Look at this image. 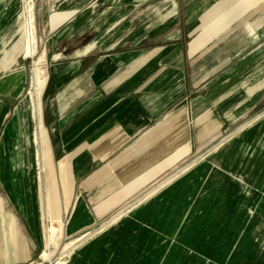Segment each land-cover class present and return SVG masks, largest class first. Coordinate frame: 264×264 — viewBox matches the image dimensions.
<instances>
[{
	"label": "crops",
	"instance_id": "1",
	"mask_svg": "<svg viewBox=\"0 0 264 264\" xmlns=\"http://www.w3.org/2000/svg\"><path fill=\"white\" fill-rule=\"evenodd\" d=\"M34 15V55L0 48V264L36 261L46 193L66 244L80 238L67 264H264V237L248 225L256 213L237 239L217 227L234 211L232 177L264 201V182L251 178L264 161V116L254 121L264 114V0H34ZM42 56L31 119L23 106Z\"/></svg>",
	"mask_w": 264,
	"mask_h": 264
},
{
	"label": "rangeland",
	"instance_id": "2",
	"mask_svg": "<svg viewBox=\"0 0 264 264\" xmlns=\"http://www.w3.org/2000/svg\"><path fill=\"white\" fill-rule=\"evenodd\" d=\"M150 1H152V0H149V2ZM153 1L158 2V1H162V0H153ZM176 1H179V0H176ZM13 12H14V8L11 5V2L7 4L6 2H4V0H0V27L2 25L6 24L7 22H9L11 19L13 20L12 25L9 27V30L10 31L6 32L4 35L2 33L0 34V48L2 50V53H4V55H6V53L11 52L10 56L6 55V58H9V57L12 58L13 56H16V55H18V54H20V53L23 52L22 51V49H23L22 48V46H23L22 45L23 44V27H22L20 21H17L15 19L16 16L13 17ZM247 22H248V26H249L250 32H253L254 29H255V26L253 25L252 20H250L249 18H247ZM13 43L15 45L20 44L19 47H21L22 49H18V46H16V48H14L13 47ZM33 70H34V67H33ZM43 70L46 73L45 67L43 68ZM33 78H34V76H33V72H32V79ZM42 90L43 89L41 88L40 94L42 93ZM34 93H35V91H34V79H33L32 88L28 92L27 96L28 95L34 96ZM255 116L256 115H254L250 119L254 118ZM263 116H264V114L257 116L256 117V120H254V121L255 122L258 121L259 119L263 118ZM33 121H35V120H33ZM254 121H252V122L248 121V122L244 123L242 126L245 125L244 128H246V127L249 126V124L254 123ZM243 131L246 132L247 131V128L245 130H243ZM235 136H236V134H235ZM220 142H222V141H220ZM39 148L40 147L38 145V148L36 147V149H39ZM263 160H264V158H263ZM190 161H188V162H190ZM188 162H186V163H184L182 165H179L177 168H175L173 171H171L164 178H167L168 176L172 175L174 172H176L177 170H179L180 168H182L186 164H188ZM41 164L42 163H40L38 165L36 163V160H35V165L37 166L38 180L39 179H42V177L44 175V171L41 168ZM220 171H222V170H220ZM257 171L254 170L253 174L251 175V178L252 177H255V179L257 181L260 179V181H263L264 182V161L261 164V167L259 168V171L258 172ZM260 171H261V173H260ZM247 176H250V174L248 173ZM232 180H233V184L229 187V191L227 192V195H228V197H229L230 200H233L234 199L233 200V203L231 202V205H234L233 206L234 207V211L231 212V210H230V212L227 215H224V216H222V218H219V222L217 223L218 232L219 233H224L226 231L234 230L235 231V234H236V237L235 238L237 239L238 233H239L238 232L239 229L241 227L243 228V226L248 223V219L246 217V214H247V211L249 212V210H250V213H256V217L254 218V220L251 221V222H249L250 224L248 223V225L253 228L251 234L253 236H258V239L260 237L263 238L264 237V235H263V233H264V201L263 202H257V199L258 198L256 197L257 196V193H258V190H260V189L259 188L256 189L254 187H252V188L249 187L248 185H246L244 183L243 180H241L237 176H235V178L232 177ZM158 183H156L152 187L156 186ZM152 187H150L148 190H146L144 193H142L141 195H139L133 201H131L130 203H128L127 205H125L124 207H122V209H120L117 213L122 212V214H123V213L131 212L132 211V208H134V207L136 208V206L138 204L140 205L142 203V202H139V199L141 197H143V195L146 194ZM250 189H252L251 192H249ZM159 191L157 193H159ZM260 192H262V194H263L264 193V188ZM214 198L216 199V196ZM223 198H224V195L222 197H219V202L217 204V206H218L217 208L219 209V211H218L219 213H220L221 206L225 203V202H223ZM248 198L249 199L251 198V199L250 200H247ZM254 200H255V202H254ZM213 212H215V211H213ZM219 238L222 239V241H225L226 240V237L224 235H222V234L219 235ZM66 242L67 241L64 240V235H63L59 239V248H58V251L53 254L52 259H56L59 256V254L61 252V248H62V246L64 244H66ZM245 242H247V241H245ZM41 252L42 251H40L38 253V255L35 257L34 260H36V261L33 264H48L47 262L38 263V261H41L39 259V255H40ZM248 259H250V258H248ZM29 263L30 262H28L26 264H29Z\"/></svg>",
	"mask_w": 264,
	"mask_h": 264
},
{
	"label": "bare ground",
	"instance_id": "3",
	"mask_svg": "<svg viewBox=\"0 0 264 264\" xmlns=\"http://www.w3.org/2000/svg\"><path fill=\"white\" fill-rule=\"evenodd\" d=\"M7 4L11 2V5L14 8L13 17L16 16V20L20 21L23 27V52L25 55L30 56L34 55L37 51V36L36 28L34 23V0H4ZM12 12V11H11ZM12 17V18H13ZM33 57V56H32ZM44 68V57H40L35 60L33 76H34V96L28 95L27 100L23 106L26 111L29 113L31 119L39 117V98L40 91L45 81V72ZM11 123V122H10ZM37 123V122H36ZM253 126V125H252ZM251 126V127H252ZM13 128V127H12ZM252 133V131H251ZM32 141L34 145H39L40 150L34 153V159L36 163L41 164V168L44 171V163L47 160V152L44 145L46 144V136L44 129L39 123L37 130L32 132ZM189 167V166H188ZM254 171H251V175ZM49 195L45 194V200L47 205L44 208V234H45V245L41 252V258L44 260L51 259L54 253L58 251L59 248V239L60 234V219H53L49 216L46 217V210L49 211ZM46 204V203H45ZM57 223V224H56ZM80 238L75 239L74 241L64 244L61 248L59 256L54 259L51 264H67L66 257L72 252L73 245L76 241H79Z\"/></svg>",
	"mask_w": 264,
	"mask_h": 264
},
{
	"label": "built area",
	"instance_id": "4",
	"mask_svg": "<svg viewBox=\"0 0 264 264\" xmlns=\"http://www.w3.org/2000/svg\"><path fill=\"white\" fill-rule=\"evenodd\" d=\"M62 240V239H61ZM61 242V241H60Z\"/></svg>",
	"mask_w": 264,
	"mask_h": 264
}]
</instances>
